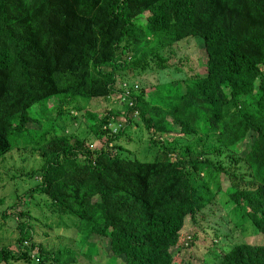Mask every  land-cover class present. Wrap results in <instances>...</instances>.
<instances>
[{"label": "trees", "instance_id": "trees-1", "mask_svg": "<svg viewBox=\"0 0 264 264\" xmlns=\"http://www.w3.org/2000/svg\"><path fill=\"white\" fill-rule=\"evenodd\" d=\"M187 38L203 45L201 71L135 93L126 76L150 62L166 68L165 52ZM261 67L264 0H0V158L20 142L39 151L26 195H44L57 226L70 218L64 227L89 261L99 257L95 244L86 249L96 235L108 240V264H180L171 249L196 241L182 238L186 222L213 214L221 193L264 237ZM116 95L124 111L84 108ZM72 111L103 138L99 148L74 137ZM128 124L145 129L150 160L130 156ZM222 154L225 164L211 158ZM16 206L0 213V239L13 240L0 246V264H83L76 251L36 243L28 212L13 220ZM263 241L214 249L215 264H264Z\"/></svg>", "mask_w": 264, "mask_h": 264}, {"label": "rangeland", "instance_id": "rangeland-1", "mask_svg": "<svg viewBox=\"0 0 264 264\" xmlns=\"http://www.w3.org/2000/svg\"><path fill=\"white\" fill-rule=\"evenodd\" d=\"M146 15L147 13L142 14L139 19L145 22ZM166 53L165 58L168 59L169 57L165 62L166 68H157L150 62L151 66H147L143 73L137 72L132 77L126 76V82L133 86L135 93L144 91L147 93V91L156 86L168 85L171 81L175 80H185L190 78V76H194L196 72L201 71L202 64L200 63H203L205 52L202 43L198 40L194 38L184 39L175 43L172 46V51L168 52V54ZM260 69L264 71L263 67ZM124 87L125 84L122 85L123 89ZM86 101L85 98L79 97L75 103L83 104ZM123 103V98L116 95L107 101L100 98L88 100L84 108L102 113L112 108L115 111H124ZM70 115L76 117V121L73 123L72 134L81 140L85 134L90 133L85 123L81 121L82 111H72ZM67 116H69L68 113H65V117ZM127 126L126 134L128 136H124V143L126 148L131 149L130 151L133 152L130 156L132 158L137 157L140 160H150L153 153L144 147L145 143L149 141L145 129L135 124H128ZM115 128L113 127V129ZM68 131L67 129L66 132ZM176 131H178V127L174 126V130L170 134L172 135ZM170 134L162 137L161 142L169 145L174 139ZM92 137L93 139L90 137V134L85 136V145L90 149L94 147L99 148L101 145H99V142H103V138L97 140L95 136L92 135ZM138 140L141 142H138ZM86 142L90 144H86ZM17 144L20 145L19 149L14 147L0 158V177H2L0 181V213L17 203L15 211L10 212L13 213V220L16 223V214L27 211L29 223L34 230V241L36 243H40L46 249L67 248L71 251H76L78 253V260L81 263L83 262V264H99V259L101 264H108V259L111 255L108 240L91 235L88 238L86 249L95 250V246H90V244H95L99 247V257L91 261L84 259L78 252V234L73 227H64V224L70 218L57 226L56 221H59V219L47 207L45 196L38 192L33 193L32 196L26 195L28 189L35 186L38 181L36 178L30 179L26 175L40 167L42 157L38 150L33 149L32 144L25 142ZM225 155L222 154L220 157L213 156L211 158L215 161H222L225 164L227 163ZM171 159L174 160L175 156L171 155ZM224 194L218 195L217 202L213 206V214L206 217L196 215L194 222H186L185 229L181 231L182 238L187 235L191 240L192 235L195 234L196 241L193 245H190L188 240H185L182 242L183 246H181V249L178 247L171 249L174 256L182 259L180 264H206V261L208 264H215L218 257H214V249L221 254L240 242L261 243L264 240V237L255 233L251 226L245 222L246 217L238 208L227 201V197ZM13 220H7L6 225L11 224L13 226ZM6 225H4L5 228L9 227ZM11 233L10 228H7L6 234L10 235ZM81 238L82 236L80 235L79 239L81 240ZM12 243L13 240L8 237L0 239V246L11 245ZM206 249H209L208 252Z\"/></svg>", "mask_w": 264, "mask_h": 264}]
</instances>
